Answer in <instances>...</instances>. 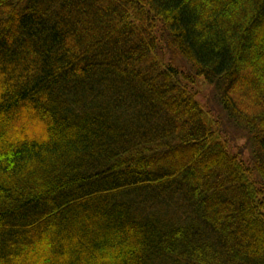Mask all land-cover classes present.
Returning <instances> with one entry per match:
<instances>
[{
	"label": "trees",
	"instance_id": "16d2710c",
	"mask_svg": "<svg viewBox=\"0 0 264 264\" xmlns=\"http://www.w3.org/2000/svg\"><path fill=\"white\" fill-rule=\"evenodd\" d=\"M0 264H264V0H0Z\"/></svg>",
	"mask_w": 264,
	"mask_h": 264
},
{
	"label": "rangeland",
	"instance_id": "374dc122",
	"mask_svg": "<svg viewBox=\"0 0 264 264\" xmlns=\"http://www.w3.org/2000/svg\"><path fill=\"white\" fill-rule=\"evenodd\" d=\"M195 91L197 94L196 98L202 104V106H204L207 110H210L214 115H221L223 118L221 107L215 99L213 88L209 84L199 81L195 87ZM222 129L224 132V137L231 142L230 145L233 150L235 152L237 151L238 153H241V157L245 160H248L247 153H244L243 148L246 146L245 139L242 138L234 128L227 126L225 123H223Z\"/></svg>",
	"mask_w": 264,
	"mask_h": 264
}]
</instances>
